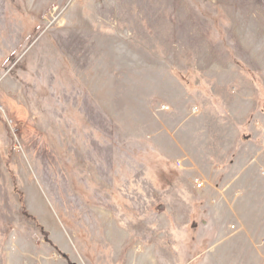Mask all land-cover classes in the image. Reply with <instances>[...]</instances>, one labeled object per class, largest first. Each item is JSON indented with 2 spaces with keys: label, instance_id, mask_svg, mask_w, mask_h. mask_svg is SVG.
I'll return each mask as SVG.
<instances>
[{
  "label": "rangeland",
  "instance_id": "374dc122",
  "mask_svg": "<svg viewBox=\"0 0 264 264\" xmlns=\"http://www.w3.org/2000/svg\"><path fill=\"white\" fill-rule=\"evenodd\" d=\"M0 108V264H264V0H0Z\"/></svg>",
  "mask_w": 264,
  "mask_h": 264
},
{
  "label": "built area",
  "instance_id": "2783aa9c",
  "mask_svg": "<svg viewBox=\"0 0 264 264\" xmlns=\"http://www.w3.org/2000/svg\"><path fill=\"white\" fill-rule=\"evenodd\" d=\"M0 111H1V108H0ZM198 188H202V184H198Z\"/></svg>",
  "mask_w": 264,
  "mask_h": 264
}]
</instances>
